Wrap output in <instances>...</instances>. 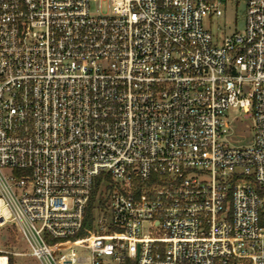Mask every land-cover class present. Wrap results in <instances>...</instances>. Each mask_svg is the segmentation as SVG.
Wrapping results in <instances>:
<instances>
[{
    "label": "built area",
    "instance_id": "2783aa9c",
    "mask_svg": "<svg viewBox=\"0 0 264 264\" xmlns=\"http://www.w3.org/2000/svg\"><path fill=\"white\" fill-rule=\"evenodd\" d=\"M8 223L40 264H264V0H0Z\"/></svg>",
    "mask_w": 264,
    "mask_h": 264
},
{
    "label": "rangeland",
    "instance_id": "374dc122",
    "mask_svg": "<svg viewBox=\"0 0 264 264\" xmlns=\"http://www.w3.org/2000/svg\"><path fill=\"white\" fill-rule=\"evenodd\" d=\"M103 8L99 9V2L91 4V13L93 15H108L106 4L101 3ZM224 16L221 18H209L204 23V26L210 30L218 43H221L224 38L232 37L237 33H241L245 30L246 21V6L243 2L230 1L224 6ZM232 117L239 119L243 124L248 127L252 125V120L245 121L243 114L239 112L235 113ZM253 141L252 130L244 134L242 138H238V142L232 144L238 145H250ZM9 175L13 172L6 171ZM23 174V172H20ZM105 187V185L103 186ZM149 224L143 225L144 232L147 233ZM48 243L52 244L51 240H47ZM0 249L8 253H17L19 256H12L13 264H40L38 260L28 255V249L26 244L18 236L17 230L12 224L8 223L4 227H0Z\"/></svg>",
    "mask_w": 264,
    "mask_h": 264
},
{
    "label": "trees",
    "instance_id": "16d2710c",
    "mask_svg": "<svg viewBox=\"0 0 264 264\" xmlns=\"http://www.w3.org/2000/svg\"><path fill=\"white\" fill-rule=\"evenodd\" d=\"M96 191H97V190H95L94 195L96 194ZM93 200H94V197H93ZM93 200L91 201V205L89 206V210H88V212H87V219H89V218H90V215H91V207H92V202H93ZM11 259H12V256L10 257V264H13V261H12Z\"/></svg>",
    "mask_w": 264,
    "mask_h": 264
}]
</instances>
